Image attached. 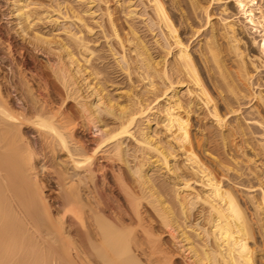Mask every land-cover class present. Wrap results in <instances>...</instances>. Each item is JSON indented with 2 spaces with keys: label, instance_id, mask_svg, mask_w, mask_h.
<instances>
[{
  "label": "bare ground",
  "instance_id": "bare-ground-1",
  "mask_svg": "<svg viewBox=\"0 0 264 264\" xmlns=\"http://www.w3.org/2000/svg\"><path fill=\"white\" fill-rule=\"evenodd\" d=\"M39 1L12 0L20 29L12 32L0 26L5 54L0 57V264H177L181 256L186 264H260L264 188L260 198L248 193L246 201L255 211L256 228L247 203L223 179L244 166L233 162L231 167L229 160L217 159L223 172L219 175L195 150L192 119L207 113L218 126L229 127L230 134H221L223 147H229L231 136H246L241 125H227V116L238 113L233 103L246 99L247 83L264 69V36L258 53L251 55L237 22L225 20L220 30L238 63L235 76L217 42L219 30L211 26L200 57L219 99L207 87L170 13V5L178 8L180 0H170V5L165 0H115L127 18L141 16L150 31L158 30L154 37L159 51L134 24L129 22V31L123 33L121 16L110 0H84V13L73 7L63 12L57 2L56 8L50 6L55 14L34 11ZM191 3L194 10L201 8ZM236 3L245 22L264 35L263 5L257 0ZM202 9L209 18V6ZM43 15L60 26L68 40L36 28ZM85 15L99 25L133 82L124 101L95 81L100 74L91 70L95 51L84 33H97ZM35 51L47 56L67 97H54L47 72L36 65ZM134 75L146 84L144 90L135 85ZM258 98L264 105L262 92ZM69 99L76 100L84 120L69 111ZM109 121L118 127L110 129ZM33 130L40 141L31 138ZM117 161L128 166L132 184L129 174L116 168ZM155 169L160 176L150 174ZM157 228L172 238L178 253L170 250Z\"/></svg>",
  "mask_w": 264,
  "mask_h": 264
},
{
  "label": "rangeland",
  "instance_id": "rangeland-1",
  "mask_svg": "<svg viewBox=\"0 0 264 264\" xmlns=\"http://www.w3.org/2000/svg\"><path fill=\"white\" fill-rule=\"evenodd\" d=\"M110 1H112L109 3L111 5L112 9L113 10L115 9L114 10L115 12L117 11L116 15L118 17L121 16L119 18L120 19L119 22H120L121 26L124 27L123 33L126 34L129 31V25H128L129 22L134 24L135 27H137L139 29L140 34L142 36L144 35L143 37L146 40V42L149 45H151L153 48L155 47L154 50L159 51V47L156 43V37H154L155 33H158V30H156L155 33L150 31L148 29V27H146L147 25H146V22L144 21V18H142L141 16H138V17L133 18V19L127 18L125 13L122 12V8L119 7L118 4H116V1L115 0H110ZM194 1H196V3H198L201 6V8L194 10V8L192 7L191 0H180L182 5H180V7H178V8L171 6L169 4L170 0H165L166 5H170V13H171L175 23L178 25V27L180 29V35H181L182 39L187 44L190 45V49L193 52L195 58L197 59L198 66L200 68V71L202 72L201 74L203 76L205 83L207 84V87L213 93V96L220 99V97H219L220 93L218 92L219 90L217 89L215 84H213V79L207 74L206 69H205V65L202 63L203 61L200 57L201 56L200 55L201 50L203 48H205L204 47L205 45L203 43L206 44V42L211 37V33H212L211 32L212 31L211 26H214L215 28H217V30L220 31V32L218 31V34H217V40H218L217 42L219 43V47L221 49L222 56L225 60V63L227 64L229 70L231 72H233V75L236 74L235 76H237V72H238V66H237L238 63H237L235 56L233 54L229 53L228 39L225 38L224 35H222V30H220L223 28V23H225V20L226 19L235 20L237 22L238 33H240V37H242V39H243L244 48L247 47L248 53H250L251 55H253L254 53L255 54L258 53V49H259V45H260L259 43L262 42L264 35H261L259 32H256L252 28V26H250L249 24H247V22H245L246 19L244 18V16L242 14H240L238 7H236L237 6L236 5L237 0H217V1L194 0ZM257 1L259 2V4H261L259 6L262 7V5H263L262 8L264 10V0H257ZM57 2L62 3V6L64 8L63 12L69 11L70 8L73 7L75 10H78L79 12L84 13V10H86V8H88L87 2H85L84 0L83 1L82 0H42V1L40 0L38 2V4L39 5L41 4V6H39V7L35 6V8L33 6V8H34V11L35 10L39 11V10L48 9V10H50V12L55 14V12H53L54 8H51L50 6H53L56 8ZM145 2H147V0H145ZM138 3L141 4L140 2H138ZM202 6L203 7L209 6V9H208L209 18L207 17L205 10L202 9ZM36 7H38V9H36ZM97 7H98V4H97ZM97 7H96V9H97ZM139 9H140V14L143 13V10H144L143 5H140ZM14 10H15V7L12 4V0H0V26L4 27L6 30H12V32H14V30L20 29L19 25H18V19L16 16L17 14L15 13ZM257 12H259V11H257ZM70 13L72 14V12H70ZM42 17L43 18L45 17L44 20L40 21L36 25V28L40 29L44 33V35L46 33V35L52 37V34H57L59 36V38H61V39L65 38L66 40H68L67 36L64 34V32H62V29L60 26L54 24L53 22L52 23L49 22L46 19V15H43ZM85 18H86V21L92 27H94V32L97 33V35L96 34L90 35L87 32L84 33L86 38L88 40H90V45H91L92 49L95 51V55L92 59L93 62H92L91 70H93L94 72L97 71L98 73H100L97 76H95L96 77L95 81L100 83V85H102L103 88L106 89V91L109 92L112 97H115V99L118 98L119 101H121V100L124 101L125 95H126V93L129 92L128 90H130V87H131L133 82L128 77L127 73L125 71H123L122 68L120 67V65L118 64L117 57L111 52L110 47H109V43H108L107 39L103 36V34L101 32V28L99 27V25L95 22V20L90 15H85ZM180 20H181V22H180ZM208 20H209V22H208ZM207 22H208V24H207ZM70 24L75 31H77L79 29L78 24L71 23V22L68 23V25H70ZM247 25H249V26H247ZM195 32H196V34H194ZM254 41H256V42H254ZM17 42L20 44L22 43L21 37L17 38ZM113 42H114V40L111 41V43H113ZM54 47H55V45H54ZM53 51H55V53H56L57 50H53ZM34 53H35L36 58H37V63H38V64L36 63L37 67L46 71L47 75H48L49 82L53 83L51 85L54 87V90H53L54 97L58 101L61 100V98L63 99L65 97H67L66 90L61 85L59 80L57 78H55V75H53L54 73L51 71V69L48 66L49 63H48L47 56L44 53L38 52V51H35ZM2 56L5 57V54L0 49V57H2ZM260 72H254L255 74H254L253 80L249 84L247 83L246 90H248V91H246V92H247L248 96L246 97V99H244L245 101L244 100H242L240 102L235 101V103H233V105H234V106L232 105L233 109L235 111H238V113L237 112L231 113V115L229 114L227 116V121H228L227 125H230V126L231 125L232 126L241 125L243 128H246L245 129L246 136H244V137L243 136L240 137V135L231 136L230 141H229L230 142L229 147H223L224 145H223V142L221 139V134L224 131H225L226 135L230 134L229 133L230 131L228 129L229 127H227V128L225 127L226 128L225 129V128L218 126L217 123L213 120V118L210 117L209 115H207V113L201 114L203 117L201 115H199V116L196 115L192 119L193 142H194L193 145L195 147V150L198 151L197 153H199L203 158H205L206 161H208L207 163L209 165L211 164L210 165L211 167H214L215 169L217 168L219 170L218 171L219 175H222L223 172L220 169V167H218V165H217V159L229 160L231 162V164H230L231 167H234L235 165H233V164H235L236 162H238L240 164V165L238 164L239 168L244 166L243 168H241L242 170H239L240 172H238V171L236 172L235 170H233L232 176H230L228 179L226 177H223V179L225 178L224 180H225V183L227 185H230L232 187L234 186L233 188H235V191L239 194L240 197L242 196L241 198L243 199V201H245V203H247V205H245V204L244 205H245V207L247 206L249 217L252 220V222L256 225V228L258 227V225H257L258 222H257L256 216H255V213H253L255 211H254L253 207L251 206V204L246 202V201L248 198V193L255 195L257 198H260L259 196H261V194H262V187L264 188V164H263L264 163V147H263V144H264L263 143L264 142V105L261 104L262 102L258 98V96L261 92L264 95V69ZM10 75H12V72L10 73ZM215 76L217 77L218 74H215ZM133 77H134V82L136 83L135 85L137 87H140L138 89L144 90L146 84L142 81H138L137 75H134ZM110 82H111V84H110ZM54 91H56V92L54 93ZM184 92H185V90L182 91V93H184ZM219 103L221 104L220 110L222 109L221 111L226 113L227 109L222 104V101H220ZM68 105H69V108H68L69 111L73 112L74 117L78 121L84 120V119H82V116L79 114L80 112H79L76 100L74 101L73 99H69ZM238 109H240V110H238ZM206 115L208 117H206ZM240 121H241V123H240ZM232 123H234V124H232ZM108 126L110 129H112V128L116 129V127H118V124L116 122L114 123L113 121H109ZM85 134H89V131H86ZM30 136L33 140L35 139V141H40V138L37 136L36 131H34V130L31 131ZM251 139H252V141H251ZM243 141H245L244 142L245 144H242ZM110 146L111 145H109L105 148L106 152L109 151ZM241 146H242V148H240ZM254 147H256V148H254ZM225 148H226V150H225ZM230 148L232 150H230ZM205 149H207L208 152H206ZM222 150H223V152H222ZM237 154H239V155H237ZM65 157H66V155H64V154L61 155L62 159H65ZM133 160H134V158L130 157V162H131L130 164L131 165H133V163H134V165L136 164V162ZM238 160H240V161H238ZM44 162L45 161H43L40 166H42V164ZM47 164L49 165V163H47ZM115 165H116V168H122L123 170H125L129 174L128 182L132 184L133 183L132 181H134V180L131 179V178H133V176L129 172L128 166L124 162H120V161L115 162ZM41 170H42V167H41ZM49 170H51V173H52V169H49ZM241 171H244V172H241ZM251 171H253V172H251ZM48 172H50V171H48ZM239 173L240 174L246 173V175L245 176L243 175L242 176L243 178H242V177H240ZM150 174L151 175L155 174L158 176L161 175L159 172H157L156 169L154 171H151ZM235 175L236 176L239 175L240 179H239V177H237L238 179L235 178L236 177ZM161 179H164V177H161ZM248 179H250V180H248ZM242 180H244V181L242 182ZM249 186H251V187L253 186L254 188H249ZM145 206H147V207H149V209L153 210L151 208V206L146 205V204H145ZM158 232L162 236H164L163 238L167 242V246L170 247V250L173 248L172 252L178 253L179 249H177L176 246H174L172 244L173 243L172 238L168 234H166L165 230L164 229L162 230V228L161 229L159 228ZM258 239H259V245H260L259 249H264V243H263L261 237H259ZM263 254H264V251H263ZM258 259L259 260L262 259L261 261H259V263L264 264V259L261 258V256H259ZM176 260H177L176 261L177 264H186L184 262V259L182 256L177 257Z\"/></svg>",
  "mask_w": 264,
  "mask_h": 264
}]
</instances>
